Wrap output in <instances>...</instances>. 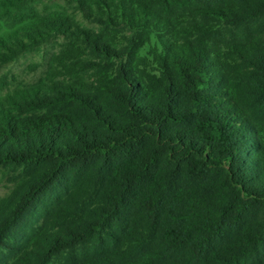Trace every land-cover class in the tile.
Here are the masks:
<instances>
[{"label": "trees", "instance_id": "obj_1", "mask_svg": "<svg viewBox=\"0 0 264 264\" xmlns=\"http://www.w3.org/2000/svg\"><path fill=\"white\" fill-rule=\"evenodd\" d=\"M0 0V67L64 39L0 103V264H264V0Z\"/></svg>", "mask_w": 264, "mask_h": 264}, {"label": "rangeland", "instance_id": "obj_2", "mask_svg": "<svg viewBox=\"0 0 264 264\" xmlns=\"http://www.w3.org/2000/svg\"><path fill=\"white\" fill-rule=\"evenodd\" d=\"M3 1V0H2ZM36 7L42 14L65 10L74 15L80 24L93 28L90 19L76 12L62 0H35ZM1 6L4 4L0 2ZM5 14V9L0 14ZM6 23L0 21V36H5L12 29H7ZM64 39L51 36L47 41L30 45L19 52L11 61L0 67V103L16 91L34 85L49 74L50 67H56L57 72H66L59 55ZM33 169L29 166L0 165V199L14 196L20 186L30 179Z\"/></svg>", "mask_w": 264, "mask_h": 264}]
</instances>
